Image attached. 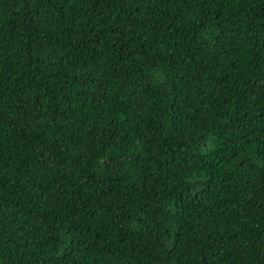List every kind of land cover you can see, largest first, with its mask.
<instances>
[{
    "label": "trees",
    "instance_id": "trees-1",
    "mask_svg": "<svg viewBox=\"0 0 264 264\" xmlns=\"http://www.w3.org/2000/svg\"><path fill=\"white\" fill-rule=\"evenodd\" d=\"M0 264H264V0H0Z\"/></svg>",
    "mask_w": 264,
    "mask_h": 264
}]
</instances>
